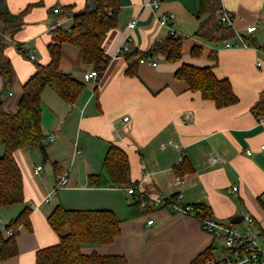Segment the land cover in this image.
Returning <instances> with one entry per match:
<instances>
[{
  "label": "crops",
  "instance_id": "0c3cea01",
  "mask_svg": "<svg viewBox=\"0 0 264 264\" xmlns=\"http://www.w3.org/2000/svg\"><path fill=\"white\" fill-rule=\"evenodd\" d=\"M147 1L122 0L118 27L101 44L110 57L106 70L97 80L86 82L75 104L65 102L51 89L44 91L42 124L51 167L45 171L39 163L30 166V150L16 153L25 180L26 204L36 208L31 215L32 230L23 227L17 237L19 254L9 260L0 258V264H36L39 250L59 244L60 237L48 222L58 205L74 210H111L121 221L120 234L113 243L83 246L86 255L123 256L126 264H191L214 247L217 239L203 230L194 215L175 214L165 208L143 209L127 187H91L89 176L102 173L111 144L126 151L131 183L139 185L147 196L169 199L181 194L183 205L205 203L221 223L232 224L235 216L251 215L264 232V121L252 112L264 98V0H220L222 8L232 14L237 33L229 42L247 37L251 40L248 48H227L226 43L216 45L185 36L187 31L194 36L199 26L196 15L200 0H160L156 12L146 7ZM88 2L7 0L12 14L37 4L26 13L22 30L8 35L14 86L12 96L2 92L7 112H17L24 85L37 73L35 62L49 64L54 24L61 22L64 29L73 24L72 17L58 18L50 10L72 6L80 13ZM167 12L176 16L171 27L179 36L184 34L182 60L170 63L163 55H151L147 59L157 62L156 67L139 64L137 75L128 76L127 53L121 54L120 49L128 42L129 52H147L169 37V30L159 25V16ZM133 21L136 26L131 29ZM252 26L257 29L249 33ZM18 43L31 58L20 52ZM196 45L203 47L202 58L190 54ZM212 52H216V59L210 58ZM258 62H262L261 67ZM183 64L213 67L219 79L231 82L238 103L220 109L199 92L188 90L185 82L175 78ZM60 67L80 80L95 70L84 64L79 48L69 44L64 45ZM51 135L54 138L50 141ZM3 153L4 145L0 156ZM53 163L58 164L57 171ZM39 166L42 170L36 173ZM182 167L190 172L179 176L185 183L176 186L177 171ZM64 171L71 186L45 202ZM235 187L237 191L232 192ZM23 209L24 205H17L0 211V225H4L0 233L5 237L10 236L6 226ZM149 220H153L152 225Z\"/></svg>",
  "mask_w": 264,
  "mask_h": 264
},
{
  "label": "trees",
  "instance_id": "16d2710c",
  "mask_svg": "<svg viewBox=\"0 0 264 264\" xmlns=\"http://www.w3.org/2000/svg\"><path fill=\"white\" fill-rule=\"evenodd\" d=\"M37 4L29 5L20 14H12L7 0H0V83L3 89L12 90L14 86V68L7 54L10 40L25 25L26 13ZM51 9L58 18L72 17L73 24L66 30L55 28L52 43L48 46L49 64L41 65L35 62L37 73L23 87V94L16 113L4 109L0 97V144L4 145V153L0 156V211L17 205H24L22 212L6 226V231L12 235L5 237L0 233V258L9 260L19 254L17 237L21 228L32 230V207L27 205L25 196V180L22 169L16 159L20 150H39L44 163L49 161L46 151V135L42 124V95L46 89L54 91L62 100L75 104L86 88V82L70 73L62 71L60 63L64 45L79 48L82 61L93 66L100 75L104 73L110 61L101 44L106 35L118 27L119 16L123 10L122 0H89L80 13H75L72 6ZM224 9L220 0H200L196 18L199 26L194 37L211 44H222L237 38L232 26L222 20ZM57 22L54 24V26ZM247 43L251 40L243 37ZM184 38L170 35L161 42H156L149 51L141 52L135 49L126 54L128 64L127 75L136 76L141 59L151 55H163L170 63H178L183 58ZM22 44L18 43L21 53ZM191 56L202 58V46H194ZM210 58H217L212 52ZM175 78L185 82L188 90L199 92L204 100L212 101L217 108H226L238 103L233 86L228 79H219L213 67H198L183 64L175 73ZM252 112L258 120L264 119V98L257 102ZM58 170V164L53 163ZM190 172L185 167L177 171L178 176ZM130 160L121 147L111 144L105 156L103 170L100 174L89 176V184L94 188L136 186L131 183ZM137 196V195H136ZM175 196L169 201H175ZM138 200L140 203L139 196ZM195 217L201 222L214 218L212 209L205 203L191 206ZM48 222L59 235L60 242L55 246L41 249L36 255V264H126L123 256H103L98 253L86 255L82 247L87 245L100 246L114 242L120 234L121 221L111 210H74L62 205L56 206ZM67 231V232H65ZM215 249L203 252L191 264H205L214 257Z\"/></svg>",
  "mask_w": 264,
  "mask_h": 264
},
{
  "label": "built area",
  "instance_id": "2783aa9c",
  "mask_svg": "<svg viewBox=\"0 0 264 264\" xmlns=\"http://www.w3.org/2000/svg\"><path fill=\"white\" fill-rule=\"evenodd\" d=\"M146 7L151 8L153 11H157L160 8V0H148ZM60 9L55 10L56 13H59ZM176 18L174 13H163L159 16V25L163 28L169 30L170 35H178L177 32L171 27V22ZM222 20L229 26L233 25L232 14L228 11L223 12ZM136 26V21H133L129 27L132 29ZM55 28H63L61 22L55 25ZM257 29L256 26L248 28L249 33H253ZM66 30H69L66 29ZM225 47L234 48V47H250V44L247 43L243 37H240L239 42L231 43L226 42ZM130 50L128 42H126L120 49L121 54L128 53ZM149 64L153 67L158 65L157 62L151 61L149 59H141L140 64ZM262 66V62H258V67ZM100 76V73L97 70H93L90 73L84 74L83 80L89 82L92 80H97ZM3 83H0V85ZM4 87L0 86V97L4 91ZM8 91L9 96L13 95L12 90ZM125 120H128L126 118ZM186 120H191V117H186ZM261 122L264 119H260ZM54 135L49 137V140H53ZM174 145V144H173ZM175 146V145H174ZM248 154L252 153L248 151ZM215 161V160H214ZM42 170V167L39 166L36 168V173H39ZM185 183L183 177H176L174 184L180 186ZM71 186V181L68 172L64 171L60 175L58 183L55 189L49 193L45 198V202H50L55 196L56 193L65 187ZM238 188H233L232 192L237 191ZM128 193L130 195H137L140 199V205L143 209L151 208H165L170 210L172 213L181 214V215H194V211L191 206L183 205L181 203L182 195L178 194L175 201H169V199H163L158 197H149L147 196L139 185L131 186L128 188ZM32 210L36 208V205H31ZM202 223V228L205 232L211 234L215 239H222L224 241V252L221 256L214 255L213 258L209 259L205 264H264V232H261L256 227V221L251 215H245L242 223L239 225L221 223L214 218H208ZM0 224L2 220L0 218ZM149 225L153 224V220L148 221ZM242 225V226H241ZM11 236L12 233L8 232Z\"/></svg>",
  "mask_w": 264,
  "mask_h": 264
},
{
  "label": "rangeland",
  "instance_id": "374dc122",
  "mask_svg": "<svg viewBox=\"0 0 264 264\" xmlns=\"http://www.w3.org/2000/svg\"><path fill=\"white\" fill-rule=\"evenodd\" d=\"M187 32L189 33L190 31H187ZM188 33H185V36L194 37L193 32L191 34H188ZM183 37H184V34H183ZM0 149H3V145L1 144H0ZM30 151L31 152H29L28 154L29 165L32 166L35 163H39L44 166L45 171L49 170V166L51 167V163L49 161L46 164L43 162L42 154L40 153V151L39 150H30ZM30 153H32L31 155L34 156L33 158L30 156ZM3 226L4 225H0V228H3ZM214 249H215V254L217 256H221L224 252V241L222 239H217L214 243Z\"/></svg>",
  "mask_w": 264,
  "mask_h": 264
},
{
  "label": "water",
  "instance_id": "95a60500",
  "mask_svg": "<svg viewBox=\"0 0 264 264\" xmlns=\"http://www.w3.org/2000/svg\"><path fill=\"white\" fill-rule=\"evenodd\" d=\"M244 219V216H241V215H238V216H235L231 219V223L232 224H240Z\"/></svg>",
  "mask_w": 264,
  "mask_h": 264
}]
</instances>
